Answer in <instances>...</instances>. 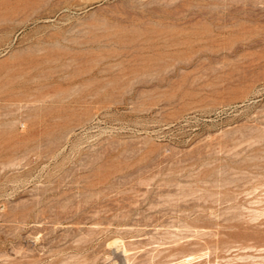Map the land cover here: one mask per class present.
<instances>
[{
    "label": "rangeland",
    "instance_id": "rangeland-1",
    "mask_svg": "<svg viewBox=\"0 0 264 264\" xmlns=\"http://www.w3.org/2000/svg\"><path fill=\"white\" fill-rule=\"evenodd\" d=\"M0 264H264V0H0Z\"/></svg>",
    "mask_w": 264,
    "mask_h": 264
}]
</instances>
